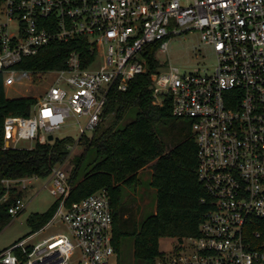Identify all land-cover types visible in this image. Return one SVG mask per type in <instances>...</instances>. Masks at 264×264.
Wrapping results in <instances>:
<instances>
[{"label":"built area","instance_id":"obj_1","mask_svg":"<svg viewBox=\"0 0 264 264\" xmlns=\"http://www.w3.org/2000/svg\"><path fill=\"white\" fill-rule=\"evenodd\" d=\"M193 31L216 53L215 71L182 74L178 66L160 64L151 74L152 104L170 103L173 116L190 123L198 178L209 196L202 202L209 210L199 236L177 238L175 249L154 264H264V240L255 229L264 217V0H3L5 86L15 85L20 73L29 74L18 66L43 47L82 39L89 44L88 54L70 53L65 69L34 73L55 74V81L29 117L5 118V148H19L24 140L52 142L70 116L78 122L87 118L79 140L87 136L104 121L111 91H126L131 80L147 72V54L155 51L158 58L168 52L171 39ZM61 166L53 168L44 186L59 201L46 226L59 221L67 233L29 243L45 226L0 247V264H113L117 251L109 191L69 204L70 174ZM39 179H3L0 202ZM26 207L24 195L19 196L9 212L14 218Z\"/></svg>","mask_w":264,"mask_h":264},{"label":"trees","instance_id":"obj_2","mask_svg":"<svg viewBox=\"0 0 264 264\" xmlns=\"http://www.w3.org/2000/svg\"><path fill=\"white\" fill-rule=\"evenodd\" d=\"M3 0H0L2 4ZM86 40L57 42L43 47L40 52L23 61L18 69L28 73L65 69L67 59L74 50L88 54ZM146 73L130 81L126 91L112 90L109 95L104 121L91 137H82L78 144L84 150L72 161L69 182L72 186L67 202H79L101 189H107L114 211V246L117 252L121 240H135V259L139 264H154L163 255L160 240L163 237L182 238L199 236L200 225L209 210L208 193L198 178V146L190 123L179 127L183 139L173 148L160 134L162 128L174 120L172 106L152 104L151 74L160 66L157 54H147ZM88 61H86V64ZM38 99L33 96L8 98L3 75L0 73V199L6 189L3 179L30 176L47 177L57 165L68 159L75 139L68 137L32 148H5L4 122L7 116L29 117ZM133 120L123 125L126 117ZM107 121V122H106ZM151 168L149 185L156 189V212L139 225L120 216L119 209L127 187L133 186L140 172ZM25 192L13 189L9 202H0V233L13 217L11 202ZM59 201L43 213L31 214L28 223L35 233L53 218ZM127 217V214H126ZM256 231L264 240V217L256 221Z\"/></svg>","mask_w":264,"mask_h":264},{"label":"rangeland","instance_id":"obj_3","mask_svg":"<svg viewBox=\"0 0 264 264\" xmlns=\"http://www.w3.org/2000/svg\"><path fill=\"white\" fill-rule=\"evenodd\" d=\"M163 69L170 64L178 66L182 74L192 73L199 70L202 73H212L217 65V55L210 45L205 44L199 31L185 32L176 36L169 41V50L166 53L158 55ZM55 74H49L42 77V74L20 73L17 76V82L13 86H6L8 98H19L24 96H33L39 98L45 94L50 85L55 81ZM133 117L129 115L122 122L123 125L132 121ZM86 117L80 119L70 116L60 129L55 131V137L64 139L71 137L77 142L81 136V125H85ZM107 122V121H106ZM186 121L174 118L160 132L162 139L167 143L168 148L175 147L182 139L183 133L179 132V127L185 125ZM93 130H88L86 135L91 137ZM35 145L33 141H21L19 148H30ZM84 150V146L78 144L70 151L68 159L58 166L64 168L70 174L73 166V159ZM151 168L141 171L139 180L130 187H127L126 196L119 212L120 216L129 218L130 223L134 226L139 225L148 216L156 212L157 191L149 185L151 180ZM50 177H41L30 183V187L25 193L24 198L27 207L19 216L14 217L0 233V247H6L18 240L24 239L33 234L32 228L28 223V218L34 213L46 212L54 202L56 197L53 196L48 187H44ZM127 214V217H126ZM66 232L64 224L56 221L51 226H46L34 235L29 243H37L50 235L58 232ZM179 244L177 238L163 237L160 240V251L169 253ZM113 264H139L135 259V240L131 237H125L121 240V247L117 256L113 258Z\"/></svg>","mask_w":264,"mask_h":264},{"label":"water","instance_id":"obj_4","mask_svg":"<svg viewBox=\"0 0 264 264\" xmlns=\"http://www.w3.org/2000/svg\"><path fill=\"white\" fill-rule=\"evenodd\" d=\"M49 139L50 140H54V136L53 135H50Z\"/></svg>","mask_w":264,"mask_h":264},{"label":"crops","instance_id":"obj_5","mask_svg":"<svg viewBox=\"0 0 264 264\" xmlns=\"http://www.w3.org/2000/svg\"><path fill=\"white\" fill-rule=\"evenodd\" d=\"M141 173V172H140Z\"/></svg>","mask_w":264,"mask_h":264}]
</instances>
